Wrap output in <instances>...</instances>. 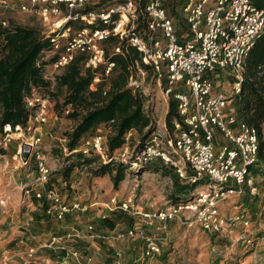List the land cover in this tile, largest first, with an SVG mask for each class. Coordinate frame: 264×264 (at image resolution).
Returning <instances> with one entry per match:
<instances>
[{
	"label": "built area",
	"instance_id": "built-area-1",
	"mask_svg": "<svg viewBox=\"0 0 264 264\" xmlns=\"http://www.w3.org/2000/svg\"><path fill=\"white\" fill-rule=\"evenodd\" d=\"M254 1L0 0L2 15L29 14L44 26L43 34L51 43L48 54L58 56L51 65L53 76L46 74L47 79L54 80L55 75L79 55L88 57L86 68L105 64L102 44L112 36L121 43L126 42L125 49L115 48L117 53L127 55L129 47H133L141 54L140 60L132 62L130 88H142L143 83L136 78L138 75L146 80L150 73L157 78L165 74L164 92L177 102V118L172 128L157 129L141 151L130 148L133 137L130 132L126 144L109 157L108 139L115 124V120H111L82 140L79 150L84 155H99L103 162L131 163L134 168L158 162L171 167L183 184H207L186 203L171 204L148 213L139 209L132 196L123 200L114 196L106 205L109 213L138 216L143 221L125 231L99 233L95 217H86L83 222L76 218L81 213L86 214L88 206L65 194L52 180L54 170L44 151L41 131L59 120L54 102L35 90L27 96L26 106L31 116L26 128L1 125L0 102V157L6 158L12 143L20 141L13 155L18 162L15 169L32 163L34 169L25 181L15 180L14 185L22 192L24 203L32 206L33 201L40 202L42 218L60 224L56 232L48 236L37 234L30 239L28 234L35 222L32 213L18 224V228L25 231L19 242L27 246L28 261L23 264H104L100 252L88 253L93 249V240L108 243L140 240L143 242L142 258L153 259L164 253L163 243L155 235L147 234L144 225L162 231L171 222L186 226L197 224L212 235L222 233L225 228L253 226L249 209L228 215L222 212L220 203L232 196L244 195L246 184L252 195L259 192L253 179H248L251 168L258 163V132L238 121L232 99L233 94L240 92L247 58L264 33V10ZM176 11L177 19L171 13ZM1 24L8 27L5 21ZM114 67L115 63L107 64L105 77L111 75ZM223 76L232 79L227 94L215 91L217 81ZM94 81L99 83L101 79ZM25 150L31 153L28 162L22 158ZM64 152H68L65 147ZM8 167L7 162L5 169ZM6 204L4 199L0 200V205ZM107 217L106 213L102 215V219ZM77 241H82L83 247H74ZM246 242L250 246L254 241L249 237ZM115 256L121 258L122 253L118 251ZM4 264H8L7 260Z\"/></svg>",
	"mask_w": 264,
	"mask_h": 264
},
{
	"label": "trees",
	"instance_id": "trees-1",
	"mask_svg": "<svg viewBox=\"0 0 264 264\" xmlns=\"http://www.w3.org/2000/svg\"><path fill=\"white\" fill-rule=\"evenodd\" d=\"M255 5L264 10V0H255ZM91 9H88V11ZM174 11V10H173ZM84 27V25L82 26ZM94 28L95 26L86 25ZM105 50V64L98 68H86V55H79L71 64L60 70L55 79H47L45 68L53 65L58 56H46L51 50V43L43 31L37 28H27L11 24L4 27L0 25V102L2 106L1 125L10 124L27 127L31 111L26 106V97L35 90L43 97L54 102L57 112L69 111L73 119L80 118V122L73 132L64 137L67 149L65 168L62 169V178L68 183L73 172L80 165H93L99 167L93 170L96 178L110 176L117 189L126 178V172L134 168L131 163L110 160L103 162L101 156H86L80 150L82 140L94 135L98 127L111 120H115L113 134L108 139V154L112 157L114 152L122 148L130 132L140 135V143L136 151H141L147 144L151 134L157 129L152 127L150 116L145 112V105L139 89L129 87V80L133 74L132 62L140 60V52L129 47L128 54L117 53L115 48L125 49L126 42L117 37H110L102 44ZM115 63L111 75V83L107 84L109 77H105L107 64ZM147 70L150 68L146 65ZM245 72L239 93L233 94V106L239 122L257 129L259 139L258 163L251 168L248 179L261 177V182L255 186L259 193L252 195L246 184V193L239 198V205L250 211L251 202L259 203L255 217L264 223V33L256 40L245 66ZM100 78L99 83L95 79ZM167 81H165L166 86ZM65 96L61 102L60 95ZM61 108V109H60ZM68 113V114H69ZM58 114V113H57ZM177 118V102L171 97L169 110L166 115V126L172 128ZM147 130L146 133L144 131ZM133 140V138H131ZM63 147V150H64ZM150 167L155 172L164 171L167 166L152 162L142 167ZM177 195L172 196V204L186 203L191 200L197 184L188 185L181 182L180 177L171 167ZM137 169V168H135ZM165 172V171H164ZM166 176L171 175L165 172ZM53 180V179H52ZM56 183L55 180H53ZM202 184V183H201ZM261 193V195H260ZM120 220L123 214L116 215ZM116 218V219H117ZM103 226L114 228L116 221L105 218L101 221ZM208 233V232H206ZM212 236V234L208 233ZM264 264V262H263Z\"/></svg>",
	"mask_w": 264,
	"mask_h": 264
},
{
	"label": "rangeland",
	"instance_id": "rangeland-1",
	"mask_svg": "<svg viewBox=\"0 0 264 264\" xmlns=\"http://www.w3.org/2000/svg\"><path fill=\"white\" fill-rule=\"evenodd\" d=\"M171 13L177 19L178 12ZM2 21L7 22L8 26L15 24L44 30L41 22L29 14L4 13L0 16V25ZM51 56V54H47L46 60ZM52 70V66H48L45 68V74L53 76ZM110 78L107 80L108 85L112 80ZM136 78L140 84L143 83L140 89L141 92L138 93L142 95L145 112L151 118L152 127L164 130L171 100V97H167L164 92L165 74L161 78H157L153 73H150L146 80H143L140 75ZM223 79L227 81V84L232 82L229 77L225 76ZM64 96L65 93L60 95L61 102ZM57 113L59 120L49 127H44L41 131L43 133L44 151L48 155L50 165L54 170L53 180L56 181V185L65 194L79 199L84 206L89 205L87 213L85 215L81 214V217L77 215L76 218L96 216L95 220L97 221L106 213L108 219L117 222L115 227H118V229L128 228L143 220L138 216L133 217L124 214L123 219L120 220L121 218L116 217L120 214L119 212L109 213L106 210V205L112 197L117 196L118 200H123L132 196L139 209L145 213L164 209L172 204V196L178 193L174 185V173L168 167L164 171L171 173L169 176H166L164 171L155 172L149 166L141 169L130 168L126 172L125 180L116 189L110 176L107 175L104 178L94 176L93 170L99 167L98 163L93 165L83 164L77 167L68 183H65L61 174L67 163L63 150L66 144L64 137L74 131L80 122V118H71V112L68 114L67 112L57 111ZM15 138H18V135H15ZM132 138L130 148L137 147L141 139L139 133L133 132ZM19 142L15 140L12 143V146L6 152V158L0 157V200L4 199L7 202L6 206L0 205V264H4L6 260L8 264H23L28 261L25 255L27 246L19 242V234L22 231L18 228V224L27 220L35 208L30 206L29 203L23 202L22 192L16 189L14 181H25L28 173L34 169V164L15 169L18 162L13 159V155ZM7 162L9 167L5 169V163ZM261 180V177H256L253 180L254 186H257ZM206 185V183L198 185L195 192L205 189ZM248 189H250L249 185ZM244 190L246 192L245 187ZM242 196L240 198L239 195H235L221 202L222 212L230 215L242 211L244 208L241 204L239 205V198L242 199ZM91 204H93V207H90ZM250 204L249 215L254 221L252 227L246 229L239 225L225 228L222 233H216L217 236L215 234L209 235L197 224L186 226L180 222H171L168 224V228L162 231L154 230L153 226L144 225L147 234L155 235L163 243L164 253L153 259L142 258L143 242L136 239L111 241V243L100 242L103 245L102 247L97 246L98 249H90L88 253L90 255H94L95 252L102 253L103 259L104 255L107 258L106 264H112L114 261L116 264H263L264 224L260 220L258 221V217H255L259 203L253 200ZM34 220L40 222V217L37 216ZM51 221H53L52 225L55 230L56 221ZM39 226L41 228L40 224ZM114 228L109 226L108 228L100 227L98 229L113 232ZM249 237L254 241L250 246L246 242V238ZM118 251L122 253L121 258L115 256ZM52 264H55V262Z\"/></svg>",
	"mask_w": 264,
	"mask_h": 264
},
{
	"label": "crops",
	"instance_id": "crops-1",
	"mask_svg": "<svg viewBox=\"0 0 264 264\" xmlns=\"http://www.w3.org/2000/svg\"><path fill=\"white\" fill-rule=\"evenodd\" d=\"M14 1H16V2H18V0H14ZM0 16H1V12H0ZM223 78H225V76H223V77H221L220 79H219V81H217V83H216V89H215V91L217 92V93H220V92H225L226 94L227 93H229V88H228V86H229V82H228V84L226 83L227 81H225ZM224 80V81H223ZM32 206H33V208H35V210L32 212V215H33V217H34V219H35V217H40V222L39 221H36V222H34L33 223V227L30 229V232H29V239L30 238H32L34 235H37V234H39V235H42V236H48L51 232H56L59 228H60V224L58 223V222H56V229L54 230V226L52 225V223H53V221H51V220H46V219H44V218H42V212H43V210L39 207V205H40V202H38V201H33L32 203ZM87 206V205H86ZM90 207H93V204H91L90 205ZM258 207H260V205L258 206ZM88 208H89V205H88ZM82 215H85V214H83V213H81ZM80 214V215H81ZM120 214H124V215H126V216H129L128 214H125V213H120ZM40 215V216H39ZM79 215V216H80ZM97 215V214H96ZM81 217V216H80ZM96 217V216H95ZM77 220H78V222H83V220H84V218L82 219V218H77ZM101 221H103V219H102V216L99 218V220H97L96 221V225H97V228H96V230L100 233H102V232H104L103 231V229H98V228H100V227H102V228H108V227H106V226H103L102 224H101ZM259 221V220H258ZM263 223V222H262ZM39 224L41 225V228H40V226H39ZM264 224V223H263ZM100 226V227H99ZM129 228V227H128ZM128 228H119L118 229V227H115L113 230L114 231H125L126 229H128ZM21 233H24L23 231L21 232ZM21 236H22V234H19V239H21ZM18 239V238H17ZM100 242H103V241H101V240H93V248H97V246H100V247H102L103 245L100 243ZM83 242L82 241H77L76 243H75V245H74V247H76V248H81V247H83ZM98 249V248H97ZM92 250V249H91ZM41 253V252H40ZM87 253V252H86ZM42 254H43V252H42ZM101 255H102V253H101ZM50 257V256H49ZM102 259V263H104V264H106L105 262L107 261V258L105 257V255H104V259H103V257L101 258ZM99 260H97V262H98Z\"/></svg>",
	"mask_w": 264,
	"mask_h": 264
},
{
	"label": "water",
	"instance_id": "water-1",
	"mask_svg": "<svg viewBox=\"0 0 264 264\" xmlns=\"http://www.w3.org/2000/svg\"><path fill=\"white\" fill-rule=\"evenodd\" d=\"M30 151L25 150L22 154L23 161L28 162L30 160Z\"/></svg>",
	"mask_w": 264,
	"mask_h": 264
}]
</instances>
